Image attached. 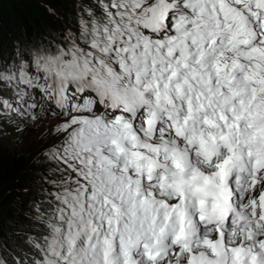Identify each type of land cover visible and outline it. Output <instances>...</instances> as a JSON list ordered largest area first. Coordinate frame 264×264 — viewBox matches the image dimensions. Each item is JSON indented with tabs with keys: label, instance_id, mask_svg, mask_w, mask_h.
Here are the masks:
<instances>
[{
	"label": "snow or ice",
	"instance_id": "6c2138e0",
	"mask_svg": "<svg viewBox=\"0 0 264 264\" xmlns=\"http://www.w3.org/2000/svg\"><path fill=\"white\" fill-rule=\"evenodd\" d=\"M77 17L0 51V139L36 133L51 165L14 264H264V0Z\"/></svg>",
	"mask_w": 264,
	"mask_h": 264
},
{
	"label": "trees",
	"instance_id": "16d2710c",
	"mask_svg": "<svg viewBox=\"0 0 264 264\" xmlns=\"http://www.w3.org/2000/svg\"><path fill=\"white\" fill-rule=\"evenodd\" d=\"M77 19V0H0V51L10 56L17 41H38L66 28L74 30ZM3 129L0 143L15 132L7 123ZM40 148L39 142L27 147L0 144V256L11 264L30 253L29 238L43 231L35 204L44 199L42 188L50 187L42 177L51 165L37 157Z\"/></svg>",
	"mask_w": 264,
	"mask_h": 264
},
{
	"label": "rangeland",
	"instance_id": "374dc122",
	"mask_svg": "<svg viewBox=\"0 0 264 264\" xmlns=\"http://www.w3.org/2000/svg\"><path fill=\"white\" fill-rule=\"evenodd\" d=\"M48 123H49V125H51V124H54L55 121L52 120L51 118H48ZM43 130L44 129L42 127L41 131H43ZM3 131H5V130L3 129ZM37 142H39V141H38V137H37L36 133H31V134L25 133L24 135H22L20 137L19 142H18L17 141V134L15 132H12V133H8L7 134V138L4 139V141H1L0 144L4 145V143H8V144L12 143V144H15V145H19V146H23L24 145V146L27 147L29 145L32 146L33 143H37Z\"/></svg>",
	"mask_w": 264,
	"mask_h": 264
}]
</instances>
